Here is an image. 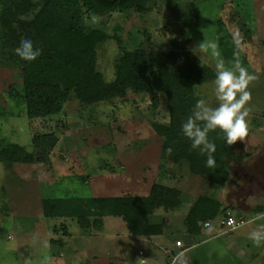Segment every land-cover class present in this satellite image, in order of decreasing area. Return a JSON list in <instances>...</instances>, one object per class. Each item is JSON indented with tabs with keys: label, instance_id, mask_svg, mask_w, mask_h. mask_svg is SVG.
<instances>
[{
	"label": "rangeland",
	"instance_id": "1",
	"mask_svg": "<svg viewBox=\"0 0 264 264\" xmlns=\"http://www.w3.org/2000/svg\"><path fill=\"white\" fill-rule=\"evenodd\" d=\"M90 24L108 36L96 49L97 69L107 82L115 79L117 60L136 49L185 50L203 56L214 72V51L226 62L238 53L255 76L245 106L247 136L237 141L230 180L218 189L193 175L187 163L162 159L163 140L155 125L169 123L164 103L155 108L148 94L132 91L94 106L72 97L60 114L32 120L24 103L10 94L22 84L21 71L0 66V139L24 147L27 154L26 163H0V264H264V245L248 239L264 225V0H151L145 13L93 16ZM221 35L230 37L228 45ZM196 96L210 106L217 103L213 82L198 86ZM49 132L60 141L50 161L40 164L33 137ZM154 183L180 188L184 197L180 208L131 219L140 226L164 225L165 235L147 241L132 239L121 217H104L101 225L84 230L76 219L43 215L45 199L139 196ZM201 196L220 200L244 224L231 232L213 224L205 234L216 228L225 232L219 241L173 262L172 240L188 238L175 212L188 213Z\"/></svg>",
	"mask_w": 264,
	"mask_h": 264
},
{
	"label": "trees",
	"instance_id": "2",
	"mask_svg": "<svg viewBox=\"0 0 264 264\" xmlns=\"http://www.w3.org/2000/svg\"><path fill=\"white\" fill-rule=\"evenodd\" d=\"M150 3L151 0H0V66L19 69L22 78V84L13 87L10 94L24 103L32 120L60 114L72 97L84 106H94L123 98L129 91L148 94L155 108L164 103L169 112L167 125H155L163 140L162 159L177 165L187 163L193 175L223 189L231 177L229 168L237 142L228 145L219 130L209 133L216 144V165L209 168L206 156L191 149L190 141L181 132L182 122L199 99L196 88L214 80L212 68L177 48L162 53L145 49L125 52L116 62L111 82L97 69L96 49L108 36L90 24L91 18L132 10L145 13ZM25 38H31L42 50L35 61H24L15 55ZM221 39L229 44L230 37L221 35ZM117 41L121 42L119 38ZM59 141L54 132L35 135L36 161L48 163ZM169 147L171 154L166 151ZM26 160L24 147L0 139V163L23 164ZM182 196L177 187L154 183L146 196L45 199L43 215L76 219L84 230L101 225L104 217H121L131 234L158 236L164 233V225L140 226L131 219L174 209ZM230 209L216 198L199 197L186 215L187 233L201 236L205 223L215 225L228 216Z\"/></svg>",
	"mask_w": 264,
	"mask_h": 264
},
{
	"label": "clouds",
	"instance_id": "3",
	"mask_svg": "<svg viewBox=\"0 0 264 264\" xmlns=\"http://www.w3.org/2000/svg\"><path fill=\"white\" fill-rule=\"evenodd\" d=\"M234 42L237 47L240 46L238 39ZM211 47L215 50L216 45ZM41 52L31 38H25L15 50V55L24 61H35ZM213 54L217 57L213 80V93L217 103L210 106L204 98L198 99L191 113L181 124V132L190 141L191 149L206 156L205 165L209 168L216 165V144L209 138V133L219 130L228 145L244 140L247 136L246 118L249 110L245 106L251 99L249 83L255 79L242 65L238 53L237 58L228 62L219 52L214 51ZM200 59L202 64L203 56ZM166 151L171 154L172 148L169 147ZM248 239L257 247L264 245V225L251 232Z\"/></svg>",
	"mask_w": 264,
	"mask_h": 264
},
{
	"label": "crops",
	"instance_id": "4",
	"mask_svg": "<svg viewBox=\"0 0 264 264\" xmlns=\"http://www.w3.org/2000/svg\"><path fill=\"white\" fill-rule=\"evenodd\" d=\"M178 189H180V188H178ZM180 190H182V189H180ZM183 192V191H182ZM149 194V192L147 193V194H143V195H139V196H146V195H148ZM183 197H184V194H183ZM180 206V205H179ZM177 207V208H180V207ZM176 209V208H175ZM174 209V210H175ZM161 210H163V209H161ZM159 211V210H158ZM170 211H172V210H170ZM176 214H178V215H181L180 217L181 218H179V220H182L183 219V222H184V224H185V219H186V215H187V212H185V211H176L175 212ZM151 225V224H150ZM185 228H186V226H185ZM212 227H210V228H206V229H204L203 230V233H202V235L201 236H199V237H194V236H192V235H189L188 234V238L186 239V240H183V239H177V240H175V242L172 240V248L174 249V250H176V252H177V254L175 255L174 254V252L173 251H170V249H168V248H166V253L167 254H170L171 256H174L173 258V262H175V261H178L180 258H182L183 256H185L186 254H188V253H190L192 250H194V249H197L198 247H201V246H203V245H206V244H208L209 242H212V241H216V240H220L221 239V237H222V235H224L225 234V232H223V233H218L217 231H218V229L216 230V229H214V230H212L211 231V233L210 234H208V235H206L205 234V230H208V229H211ZM127 229H128V227H127ZM129 230V229H128ZM187 229H185V231H186ZM130 232V231H129ZM228 232H231V231H228ZM130 235H131V237H133L132 239H145V241H147V240H150V239H152V238H156V237H159V236H163V235H165V233H163L162 235H158V236H147V237H140V236H135V235H133V234H131L130 233ZM147 239V240H146ZM178 241H182V246H178L177 245V242ZM156 243H158V242H156ZM172 254H174V255H172Z\"/></svg>",
	"mask_w": 264,
	"mask_h": 264
},
{
	"label": "built area",
	"instance_id": "5",
	"mask_svg": "<svg viewBox=\"0 0 264 264\" xmlns=\"http://www.w3.org/2000/svg\"><path fill=\"white\" fill-rule=\"evenodd\" d=\"M218 224L220 228H222L225 231H233L237 228H239L241 225L244 224V222H239L231 213H228V216L219 220ZM213 223L207 222L204 224V229L212 227ZM178 246H182V241L177 242Z\"/></svg>",
	"mask_w": 264,
	"mask_h": 264
}]
</instances>
